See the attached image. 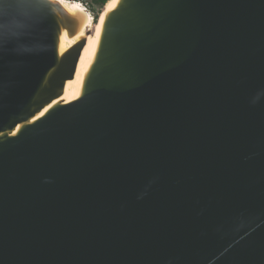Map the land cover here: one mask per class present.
Segmentation results:
<instances>
[{
  "label": "water",
  "instance_id": "95a60500",
  "mask_svg": "<svg viewBox=\"0 0 264 264\" xmlns=\"http://www.w3.org/2000/svg\"><path fill=\"white\" fill-rule=\"evenodd\" d=\"M95 20L0 0V264H264V0H118L66 102Z\"/></svg>",
  "mask_w": 264,
  "mask_h": 264
},
{
  "label": "bare ground",
  "instance_id": "6f19581e",
  "mask_svg": "<svg viewBox=\"0 0 264 264\" xmlns=\"http://www.w3.org/2000/svg\"><path fill=\"white\" fill-rule=\"evenodd\" d=\"M61 2L64 3V5H66L70 10H73L76 7L77 8L84 7V5L80 4V2L71 3V2H68L67 0H61ZM117 2L118 0H110L106 4V6L103 8L98 22H95L94 24L90 26L92 33L90 34L88 38V43L81 57L76 76L72 81H69L67 83L65 93H64L62 100L66 102H70L79 96L84 75L86 71L88 70L92 62V59L94 57V54L96 52V48H97V44H98V40H99V36L101 33L102 24H103L105 15L107 14V12H109L116 6ZM74 43H75V40H67V38H65L63 41V49L64 50L68 49Z\"/></svg>",
  "mask_w": 264,
  "mask_h": 264
},
{
  "label": "rangeland",
  "instance_id": "374dc122",
  "mask_svg": "<svg viewBox=\"0 0 264 264\" xmlns=\"http://www.w3.org/2000/svg\"><path fill=\"white\" fill-rule=\"evenodd\" d=\"M85 3L90 7L91 5H93L92 0H84ZM91 13L92 15L96 18L95 22H98L100 14L103 10L104 7H98L93 5V8L95 9L93 12L87 7L85 6Z\"/></svg>",
  "mask_w": 264,
  "mask_h": 264
},
{
  "label": "trees",
  "instance_id": "16d2710c",
  "mask_svg": "<svg viewBox=\"0 0 264 264\" xmlns=\"http://www.w3.org/2000/svg\"><path fill=\"white\" fill-rule=\"evenodd\" d=\"M72 1H77L82 3L84 6H87L93 12L95 10L93 8V5L98 7H104L110 0H92L93 5H91L90 7L85 3L84 0H72Z\"/></svg>",
  "mask_w": 264,
  "mask_h": 264
}]
</instances>
